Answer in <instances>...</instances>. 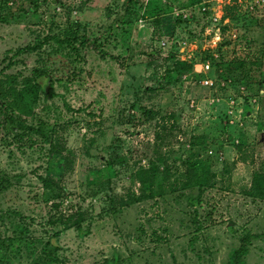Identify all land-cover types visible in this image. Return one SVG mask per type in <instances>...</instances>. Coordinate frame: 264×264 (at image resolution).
Wrapping results in <instances>:
<instances>
[{
    "label": "rangeland",
    "instance_id": "1",
    "mask_svg": "<svg viewBox=\"0 0 264 264\" xmlns=\"http://www.w3.org/2000/svg\"><path fill=\"white\" fill-rule=\"evenodd\" d=\"M134 1L0 0L1 95L34 69L56 94L30 117L0 98V264H228L249 234L239 264H264L248 196L264 188V14L210 1L228 20L214 46L202 17H175L209 0H152L144 19ZM51 37L107 39L106 57L52 40L16 54ZM213 50L252 63L198 73Z\"/></svg>",
    "mask_w": 264,
    "mask_h": 264
},
{
    "label": "trees",
    "instance_id": "2",
    "mask_svg": "<svg viewBox=\"0 0 264 264\" xmlns=\"http://www.w3.org/2000/svg\"><path fill=\"white\" fill-rule=\"evenodd\" d=\"M135 3L138 2V0L134 1ZM152 0L146 4L144 7V11L141 15V9H143V5L139 6L140 8L137 10L138 16L141 18L147 17L149 11V7ZM181 22H184L180 19ZM157 24H159L158 20H156ZM52 40L54 44L62 48L63 46L68 47L70 49H84L87 51H96L100 57L103 59L106 57V54L103 52L102 47L104 43H107V39H105L102 43H100L99 38L91 39V38H83V37H76L72 40H65V39H58L56 37L46 38L43 42H41L39 45L32 46V47H24L22 49H18L16 51L17 53H26L31 52L39 48L40 46L44 45L45 41ZM236 57L230 59V60H221L220 63H211V71L213 75L218 79L216 75L217 67L218 65H225L227 64H233L236 63L238 66H244L247 64L252 63L251 61H244V60H238ZM209 59V58H208ZM10 64V63H9ZM32 77L27 78L22 82V87L20 90L16 91L15 89L11 88L7 91H4L0 98L2 100H5L7 98H11V103L9 104V110L12 112H16L18 114L24 115V116H32L33 114V107L36 105L39 96L43 95L46 100H52L56 97V94L53 90V81L48 76V73L44 70H32ZM8 129H12L11 124L7 125ZM23 126V125H21ZM24 130L32 131V132H39L37 129H34L33 127H23ZM200 165L197 162H189V177L187 179V187H194L197 188L198 191L202 190L203 188L208 186V182L210 180L209 174L204 171L203 169L199 168ZM254 188L251 189L249 192V197H253L255 199L261 200L264 202V188H262L260 185L255 186L256 182L253 183ZM49 186V185H47ZM2 213L0 211V217ZM256 238L254 235H245L239 238V247L233 252L232 258H230V261L228 264H239L241 258L246 252L247 246L250 244L251 240ZM49 259H51V256H49ZM55 261V259L52 260V262ZM106 264H116V259H110L106 261Z\"/></svg>",
    "mask_w": 264,
    "mask_h": 264
},
{
    "label": "built area",
    "instance_id": "3",
    "mask_svg": "<svg viewBox=\"0 0 264 264\" xmlns=\"http://www.w3.org/2000/svg\"><path fill=\"white\" fill-rule=\"evenodd\" d=\"M150 0H139L140 4L143 5V9L141 12V15L144 11V7L146 6V4H148ZM213 1V0H209V1H204L201 2L198 5H194V6H187L185 9L181 10L179 9L178 11H176L175 13V17L180 18L182 21L184 22H188V23H194L197 24L200 21L195 17H202L203 21L208 23V25H212L213 27V44L214 46H217V43L220 41V31H221V27L222 26H226L227 24V19L224 17V13H223V7H221L220 1H217L218 3H216V5H214L215 3L210 4L209 2ZM228 2H230L231 0H227ZM236 1L235 3L237 4L238 7H240V10L243 9L244 12L248 15H255L259 18H262V15L264 14V0H233ZM210 4V5H209ZM239 10V11H240ZM181 13V14H179ZM238 15L235 16V18H237ZM263 19V18H262ZM261 19V21H262ZM141 22V21H139ZM234 38H236V35H233ZM220 56L218 53H216V51H212L210 52V54L208 53V57H209V61H205L204 63L199 62L198 65H194V69L197 70V67L199 68L198 73H203V74H207L208 72L211 71V63H220L221 60H226V59H220ZM243 60V59H240ZM202 84L204 86H212L213 82L209 77H205L202 80Z\"/></svg>",
    "mask_w": 264,
    "mask_h": 264
}]
</instances>
